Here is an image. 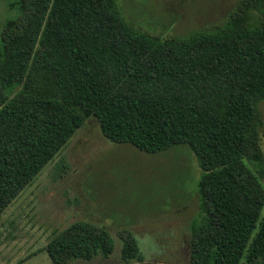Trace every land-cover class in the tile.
Wrapping results in <instances>:
<instances>
[{
  "label": "trees",
  "instance_id": "16d2710c",
  "mask_svg": "<svg viewBox=\"0 0 264 264\" xmlns=\"http://www.w3.org/2000/svg\"><path fill=\"white\" fill-rule=\"evenodd\" d=\"M0 34V216L90 118L106 139L157 154L188 146L201 176L190 264H264V0L223 24L162 38L124 19L118 0H15ZM121 260L143 263L132 232ZM110 232L76 222L52 264L109 258Z\"/></svg>",
  "mask_w": 264,
  "mask_h": 264
},
{
  "label": "rangeland",
  "instance_id": "374dc122",
  "mask_svg": "<svg viewBox=\"0 0 264 264\" xmlns=\"http://www.w3.org/2000/svg\"><path fill=\"white\" fill-rule=\"evenodd\" d=\"M14 1L0 0V34L14 15L9 10ZM238 1L118 0V6L136 29L168 38L223 24ZM259 108L264 120V101ZM261 132L264 153V128ZM200 176L188 146L148 154L109 141L90 118L0 216V264H52L47 245L76 222L106 228L115 251L74 264H125L124 230L133 233L145 256L132 264H190L191 230L201 217Z\"/></svg>",
  "mask_w": 264,
  "mask_h": 264
}]
</instances>
